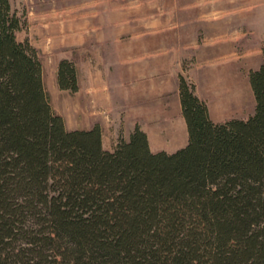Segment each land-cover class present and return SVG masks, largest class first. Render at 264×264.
Returning <instances> with one entry per match:
<instances>
[{"label": "trees", "instance_id": "16d2710c", "mask_svg": "<svg viewBox=\"0 0 264 264\" xmlns=\"http://www.w3.org/2000/svg\"><path fill=\"white\" fill-rule=\"evenodd\" d=\"M24 27L0 0V264H264V39L253 112L214 122L179 75L187 142L154 152L138 125L67 130ZM56 81L77 91L71 60Z\"/></svg>", "mask_w": 264, "mask_h": 264}, {"label": "crops", "instance_id": "0c3cea01", "mask_svg": "<svg viewBox=\"0 0 264 264\" xmlns=\"http://www.w3.org/2000/svg\"><path fill=\"white\" fill-rule=\"evenodd\" d=\"M25 20L53 111L67 130L99 124L102 146L135 125L152 151L185 146L178 76L194 86L214 122L246 118L250 70L262 63L264 0H10ZM71 60L76 92L60 90ZM107 138L108 144H105Z\"/></svg>", "mask_w": 264, "mask_h": 264}, {"label": "rangeland", "instance_id": "374dc122", "mask_svg": "<svg viewBox=\"0 0 264 264\" xmlns=\"http://www.w3.org/2000/svg\"><path fill=\"white\" fill-rule=\"evenodd\" d=\"M105 144L107 145L108 144V140L107 138L105 139ZM150 148V147H149ZM151 150V149H150ZM152 151V150H151ZM155 152V151H154Z\"/></svg>", "mask_w": 264, "mask_h": 264}]
</instances>
